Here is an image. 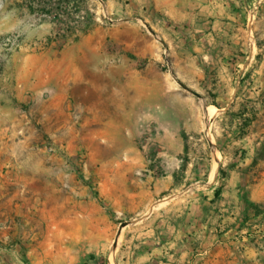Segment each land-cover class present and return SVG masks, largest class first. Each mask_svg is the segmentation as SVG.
<instances>
[{"label":"rangeland","instance_id":"obj_1","mask_svg":"<svg viewBox=\"0 0 264 264\" xmlns=\"http://www.w3.org/2000/svg\"><path fill=\"white\" fill-rule=\"evenodd\" d=\"M239 4L241 22L242 12H255L251 26L264 47V0ZM16 7L25 28L46 29L41 38L51 43L44 51H9L0 42V79L12 87L17 76L24 84L40 78L37 58L51 56L48 77L65 79L61 92L68 96L58 105L45 93L41 112L49 119L30 126L51 154L88 177L89 191L95 194L91 170L108 159L103 152L130 150L118 164L147 166L160 176L175 171L185 185L178 196L216 178L218 195L241 196L247 214L264 222V202L252 200H264V76L229 78L225 57L207 56L208 38L197 37L196 21L175 20L144 0H0V21L6 14L20 20ZM217 16L226 21L222 6ZM13 33L29 38L24 29L0 38ZM229 88L237 89L236 103L225 109ZM121 103L137 110L123 134L109 123Z\"/></svg>","mask_w":264,"mask_h":264},{"label":"crops","instance_id":"obj_2","mask_svg":"<svg viewBox=\"0 0 264 264\" xmlns=\"http://www.w3.org/2000/svg\"><path fill=\"white\" fill-rule=\"evenodd\" d=\"M240 1L144 0L175 20L196 21L197 37L208 38L207 56H224L229 78H262L264 47L250 21L255 12H242L241 22ZM221 6L225 22L216 17ZM30 9L36 12L37 5ZM13 12L20 20L2 15L0 35L24 29L34 39L47 33L25 28L20 10ZM49 57L37 58L40 78L24 84L17 76L12 87L0 79V264H264V222L247 214L241 196L218 195L216 178L178 196L185 185L175 171L160 176L147 166L118 164L116 158L130 150H107L108 159L91 170L95 194L89 191L88 177L51 154L30 126L49 119L41 112L45 93L58 105L68 96L61 92L65 79L48 77ZM236 90L229 88L233 94L223 108L236 103ZM136 116L134 103H121L109 123L123 134Z\"/></svg>","mask_w":264,"mask_h":264},{"label":"built area","instance_id":"obj_3","mask_svg":"<svg viewBox=\"0 0 264 264\" xmlns=\"http://www.w3.org/2000/svg\"><path fill=\"white\" fill-rule=\"evenodd\" d=\"M0 42L1 45L9 51L22 49L24 47L30 48L33 51H44L50 46L51 38L29 39L21 33H13L1 37Z\"/></svg>","mask_w":264,"mask_h":264},{"label":"bare ground","instance_id":"obj_4","mask_svg":"<svg viewBox=\"0 0 264 264\" xmlns=\"http://www.w3.org/2000/svg\"><path fill=\"white\" fill-rule=\"evenodd\" d=\"M213 110H215V109H213ZM214 112V111H213Z\"/></svg>","mask_w":264,"mask_h":264},{"label":"water","instance_id":"obj_5","mask_svg":"<svg viewBox=\"0 0 264 264\" xmlns=\"http://www.w3.org/2000/svg\"><path fill=\"white\" fill-rule=\"evenodd\" d=\"M123 227H121V229H122Z\"/></svg>","mask_w":264,"mask_h":264}]
</instances>
